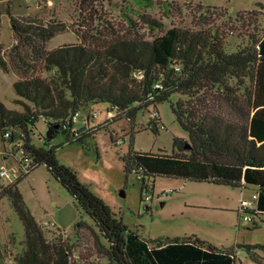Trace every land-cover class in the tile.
Masks as SVG:
<instances>
[{
  "label": "trees",
  "instance_id": "1",
  "mask_svg": "<svg viewBox=\"0 0 264 264\" xmlns=\"http://www.w3.org/2000/svg\"><path fill=\"white\" fill-rule=\"evenodd\" d=\"M84 3L80 0V11ZM204 12L211 15L213 11ZM141 20L148 28L162 27L148 15ZM10 21L14 44L8 59L0 44V69L16 74L13 90L22 99L17 103L23 111L9 110L0 102V139L14 145L13 154L21 152L19 168L27 165L26 172L20 171L13 182L0 188V198L9 200L24 230V249L15 264H74L66 242L46 240L17 187L41 165L92 220L107 242L102 246L96 241L109 264H236L232 248L220 249L195 236L145 240L73 169L57 160V146L49 142L61 133L68 143L75 142L86 151L88 139L107 130V124L124 118L133 126L139 112L152 107L158 115L157 105L168 102L187 138L173 136L170 155L164 150L152 154L129 148L119 156L125 176L135 174L139 180L140 195L156 178L251 186L258 195L256 211L264 214V33L250 35L232 53L224 50L217 30L177 27L151 40L131 32L94 45L78 34L79 44L47 50V42L66 31L64 23L30 17L21 21L12 16ZM176 95L186 99L173 101ZM99 104L111 113L107 124L88 129L89 120L76 127L73 115ZM39 118L51 131L50 138L43 137L44 146H36L30 136ZM159 122L158 116L153 122L155 133ZM110 139L115 143L111 135ZM256 226L253 221L252 227ZM236 247L253 259L254 250H264L261 245Z\"/></svg>",
  "mask_w": 264,
  "mask_h": 264
},
{
  "label": "rangeland",
  "instance_id": "2",
  "mask_svg": "<svg viewBox=\"0 0 264 264\" xmlns=\"http://www.w3.org/2000/svg\"><path fill=\"white\" fill-rule=\"evenodd\" d=\"M0 0V44L6 59L13 46L10 16L25 21L30 17L40 22L54 20L67 27L65 32L51 38L46 49L62 45L79 44L78 34L89 44L109 40L136 32L151 40L172 27L197 31L217 30L227 53L243 47L250 35L264 33V0ZM173 3V6L171 5ZM176 4L177 6H175ZM200 5V7H198ZM208 10L209 14L204 11ZM248 13H253L249 15ZM148 15L162 25L146 27L141 17ZM243 19V20H242ZM128 20H131V25ZM50 74L42 73L43 77ZM17 80L14 72L0 69V102L9 110L22 112L17 103L22 100L13 90ZM248 85V80H245ZM186 99L176 95L172 99ZM105 104L88 107L81 116L90 114L88 129L107 124L111 117ZM139 112L134 125L127 119L107 124L93 139H88V150L77 143H68L58 133L49 145L57 146V160L73 169L78 179L100 197L123 223L145 240H172L195 236L217 248L235 252L236 264H264V250H254V259L237 245L264 246V214L253 215L256 227L245 223L239 214L241 200L251 201L254 187L232 188L178 179L156 178L149 187L151 200L141 199V184L135 174L125 176L119 156L129 148L135 152L172 153L173 136L187 138L177 124L169 103ZM92 113H97L94 118ZM92 116V118H91ZM160 119L158 132L152 131L153 122ZM81 117L77 126H81ZM76 126V127H77ZM46 122L39 118L31 127V140L44 146ZM110 135L115 143H111ZM14 145L0 139V164L9 169L0 181V188L13 182L20 174L21 152L13 154ZM24 203L35 221L41 226L47 241L61 238L66 242L74 264H109L98 251V244L107 246L97 228L74 199L55 181L41 165L30 172L17 185ZM124 196H121V193ZM161 192H171L161 195ZM47 223L48 226H44ZM97 241V242H96ZM24 249V230L17 214L6 197L0 198V264L15 261Z\"/></svg>",
  "mask_w": 264,
  "mask_h": 264
},
{
  "label": "built area",
  "instance_id": "3",
  "mask_svg": "<svg viewBox=\"0 0 264 264\" xmlns=\"http://www.w3.org/2000/svg\"><path fill=\"white\" fill-rule=\"evenodd\" d=\"M111 114V113H110ZM89 116L90 114H86L81 116V111L77 112L73 115L72 117V121L74 123L78 122V118L81 117V123H83V125H85L88 121H89ZM92 116L95 118L97 116V113H92ZM6 137L8 136V134L5 135ZM27 165H24L22 168H19L18 171H22V172H26ZM9 169L3 165L0 164V181L4 180L8 174H9ZM149 187L150 185L146 186V189L143 191V193L141 194V199L145 202H148L151 200V194L149 192ZM171 192H161V195H170ZM258 199V195L257 193H253L252 194V200L251 201H246V200H241L239 203V214L241 217V220L245 223H253V215H258V212L256 211V202ZM44 226H48L47 223H43ZM6 264H15V261L13 262H9Z\"/></svg>",
  "mask_w": 264,
  "mask_h": 264
},
{
  "label": "water",
  "instance_id": "4",
  "mask_svg": "<svg viewBox=\"0 0 264 264\" xmlns=\"http://www.w3.org/2000/svg\"><path fill=\"white\" fill-rule=\"evenodd\" d=\"M50 136H51V131L50 132L47 131L45 137L46 138H50ZM121 196H124V193L123 192L121 193Z\"/></svg>",
  "mask_w": 264,
  "mask_h": 264
},
{
  "label": "crops",
  "instance_id": "5",
  "mask_svg": "<svg viewBox=\"0 0 264 264\" xmlns=\"http://www.w3.org/2000/svg\"><path fill=\"white\" fill-rule=\"evenodd\" d=\"M109 115H111L110 113H108ZM76 126H77V122H76ZM77 127H80V126H77ZM186 139V138H185Z\"/></svg>",
  "mask_w": 264,
  "mask_h": 264
}]
</instances>
